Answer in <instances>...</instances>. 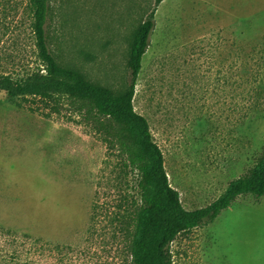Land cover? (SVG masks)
<instances>
[{"label": "rangeland", "instance_id": "374dc122", "mask_svg": "<svg viewBox=\"0 0 264 264\" xmlns=\"http://www.w3.org/2000/svg\"><path fill=\"white\" fill-rule=\"evenodd\" d=\"M48 3L58 64L123 91L133 33L155 0ZM154 22L133 107L183 208H204L264 145V0H163ZM31 23L28 0H0V73L41 70ZM102 129L65 97L43 104L0 91V264L130 263L137 177ZM170 251L172 264H264V196L238 197Z\"/></svg>", "mask_w": 264, "mask_h": 264}, {"label": "trees", "instance_id": "16d2710c", "mask_svg": "<svg viewBox=\"0 0 264 264\" xmlns=\"http://www.w3.org/2000/svg\"><path fill=\"white\" fill-rule=\"evenodd\" d=\"M162 1L155 0L154 8L133 33L127 63L129 83L120 93L93 84L79 71L58 64L47 44L48 0H28L41 70L20 79L0 73V91L10 99H31L43 104L62 97L71 100L77 113L95 119L105 131L108 147L117 148L124 156L123 166L135 172L139 199L132 200L129 264H172L170 245L178 235L212 223L240 196H264V145L246 173L232 180L223 194L204 208L185 210L179 193L169 184L163 154L153 141L147 120L133 107L141 59L155 26L156 8Z\"/></svg>", "mask_w": 264, "mask_h": 264}]
</instances>
